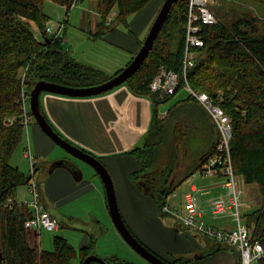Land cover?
<instances>
[{
    "label": "trees",
    "instance_id": "16d2710c",
    "mask_svg": "<svg viewBox=\"0 0 264 264\" xmlns=\"http://www.w3.org/2000/svg\"><path fill=\"white\" fill-rule=\"evenodd\" d=\"M77 1L0 0V264H71L78 255L82 264L94 252V242L78 251L65 237L58 235L54 237L53 250L33 247L32 235L25 226V222L32 217V211L29 206L20 203L23 201L16 199L19 187L29 184L31 177L10 163L13 151L27 136L21 119L24 111L21 102L23 68L29 67L26 84L30 91L41 80L74 88L92 87L112 79L123 70L107 75L77 62L64 50L62 43L65 40L46 34L51 15L44 7L47 5L50 11V7L56 4L67 7L69 12ZM151 1L97 0L100 19L95 37L103 38L115 21L129 29L131 18ZM189 1H176L145 62L125 82L133 92L148 95L153 100V118L144 145L130 153L139 165L133 175L135 181L142 179L150 183L147 179L156 178V189L143 181L141 187L150 185L149 192L155 191L160 196L159 208L167 204L166 199L177 186L169 183L159 186L162 163H159L156 154L175 112L181 108L185 111L184 118L178 120L173 129L176 146L186 136L188 138L190 132L192 134L196 120L204 124L205 133L210 136L208 150L192 166L189 174L181 177L179 184L201 169L207 156L215 150L219 138L209 113L190 96L175 103L166 116L160 118L158 106L183 90L184 77L172 95L162 98L150 89L153 77L162 66L183 75ZM236 1L264 3V0H235L234 3L241 8H233L231 16L213 9L219 20L202 26L199 35L204 39V47L200 48V54L186 76L194 89L207 92L232 120L234 170L247 185H257L263 198L261 207L246 215L252 233L261 239L264 228V24L249 8L240 6ZM115 9L118 11L116 19L109 21ZM143 42H140L141 46ZM54 130L57 131L56 128ZM65 165L68 167L67 163ZM163 259L170 264H185L190 260L179 258L172 262ZM105 261L108 264H135L118 258ZM257 264H264V258Z\"/></svg>",
    "mask_w": 264,
    "mask_h": 264
},
{
    "label": "crops",
    "instance_id": "0c3cea01",
    "mask_svg": "<svg viewBox=\"0 0 264 264\" xmlns=\"http://www.w3.org/2000/svg\"><path fill=\"white\" fill-rule=\"evenodd\" d=\"M158 1L152 0L143 10L134 15L130 21L129 29L120 27L111 28L103 38L95 37V34L99 31L98 24L100 19L97 0H78L69 12L63 7L67 15L66 20L63 21L65 23V41L70 43L76 40L71 33L82 29L89 33L93 39L101 40V42L110 46L112 54L104 63V61L95 58L81 56L86 52L80 53V46L78 44H73L71 47L68 46L64 50L77 62L94 67L107 75H114L119 70L124 69L140 50V42L146 39L155 18H157V11L160 8V4L159 6L157 5ZM112 15L114 18L113 13ZM58 26L59 24L53 27L56 28ZM43 94L45 103H41L40 110L49 119L52 126L56 128L57 132L71 143L80 147V149L97 157L107 168L112 179H115V176L118 178L119 186H117V182L114 179L113 183L119 209L128 229L136 236L139 242L150 251H155H152V253L172 262L179 258H166L159 253L204 251L205 243L198 236L206 237L195 233V231L186 230L176 219H173L174 222L165 223L163 216L170 215L163 213L159 207L156 210V204L153 205L152 199L147 194L145 195L139 187L138 189L132 181L133 175L139 169V165L130 151L139 148L138 145L145 140L151 126L154 104L150 96L133 92L127 83L93 96L76 97L52 92ZM167 111L160 118H164ZM194 126L197 129L199 137L206 135L203 123L200 124V121L196 120ZM42 132L39 126L33 125L31 127V137L33 138L32 151L37 158L36 176L39 174L40 157L47 155L49 148H54L52 143L42 139L41 136H44ZM204 153H202L200 159ZM60 157H63L61 159H65L62 154H60ZM65 164L61 162L58 165L60 169L56 168L57 170L51 173L53 176L50 178L47 187L43 189L47 194L45 202L43 201V193L41 191V201L47 209L50 208L51 214L58 220L59 229L68 226L64 222L63 216L70 221H78L80 223H85L86 218L97 223H102L104 219L109 220L106 211H109L106 188L99 173L97 171L95 174L91 172L90 176L86 177V172L82 165L73 163L75 164V169L71 171ZM17 167L26 174H30L29 166L25 163L21 164L18 162ZM162 172L160 170V173ZM198 172L200 174V179L198 180L194 177L195 173L180 184L181 178L175 179L170 185L173 186L175 184L174 187L176 185L178 187L185 186L188 192L189 190L197 189L200 205L205 211L203 218L223 229L233 228L234 219L231 210L218 216L212 215L210 212L213 199L227 194V190L222 184L224 180L218 177H204L201 175L200 170ZM127 175L132 179L133 184L126 179ZM248 186H256L253 189L254 192L249 191V193L253 192L249 196L254 197L260 194L257 193V191L259 192L257 185ZM56 188L61 190L56 192L54 191ZM176 188L177 186L173 190V193L176 195L173 196V193L170 195L173 198V203H170V205L182 207L186 194L183 199L180 193L177 195ZM65 196L70 200L66 202L67 204L79 200L85 204H91L92 201L95 203L91 208H85L88 211L86 214L82 215L73 211L66 212L60 210L61 215L58 218L55 209L59 208L58 206L66 201ZM247 207H249V204ZM158 229H160L161 234H158ZM29 233L33 237L39 236V233L35 230H30ZM90 236L92 242H94L92 235ZM31 243L33 244V242ZM90 243L88 237H85L80 249ZM34 245L38 246V244ZM228 246L226 247L227 249L221 248V250L214 249L215 246H213L208 253L214 254L208 257L205 255L201 256L198 263L208 264L212 261L213 264H235L233 253L236 254L238 252L235 248ZM228 248L232 250L230 249L229 251ZM93 254H96L95 247ZM112 258L118 257L112 256L110 259ZM130 262L135 263L133 261ZM189 262L190 260L185 264H189Z\"/></svg>",
    "mask_w": 264,
    "mask_h": 264
},
{
    "label": "rangeland",
    "instance_id": "374dc122",
    "mask_svg": "<svg viewBox=\"0 0 264 264\" xmlns=\"http://www.w3.org/2000/svg\"><path fill=\"white\" fill-rule=\"evenodd\" d=\"M166 0H159L157 5L160 8L157 11V15L159 11L161 10L164 2ZM235 0H213L212 1V8L215 9L216 12L219 13H230V16L233 14L231 13V10L233 8H241L237 6L234 3ZM237 4L240 6H246L249 8V10L257 16V19H260L261 23L264 24V3H259V2H250L247 4L241 3L240 1H236ZM252 4V5H251ZM153 7V6H152ZM244 8V7H243ZM44 10L48 12V14L51 15L50 19V25L49 26H57L59 24V20L61 18V22L65 21L67 18V15L65 14V9L59 5H52L50 7V11L48 9V6L46 5L44 7ZM114 19H116V16L118 14L117 9L114 10ZM132 19V18H131ZM156 19V18H155ZM219 20V19H218ZM131 21V20H130ZM155 21V20H154ZM117 27L123 28L124 27L118 22L115 21L113 24L112 29H115ZM264 27V26H263ZM36 28V27H35ZM54 28V27H53ZM57 28V27H56ZM73 29V27H72ZM126 29V28H125ZM36 31L38 32V28H36ZM76 40L73 42L68 43V41H65V43H62V46L67 49L68 46H73V44H78L80 46V53H84L81 56H84L85 58H95L101 61H104V63L108 60L110 55L112 54V48L105 44L104 42H101V40L93 39L91 35L84 30L80 29V31L72 32L71 33ZM41 35V34H39ZM63 35H65V32H63ZM66 40V37H64ZM145 41V40H144ZM68 43V45H66ZM144 43V42H143ZM47 93V92H43ZM42 93V94H43ZM49 93V92H48ZM40 96V105L41 103L44 104V94L43 96ZM59 94V93H58ZM188 96V93H186L184 90L180 91L177 95L171 97L168 101L165 103H161L159 105V115L160 117L163 115L164 112L169 110L172 106L175 105L179 100L185 98ZM29 109L31 110L30 106V100H29ZM185 111L184 108H181L175 114L173 115V118H171L169 125V128L167 131H165V137L162 145L157 147L156 154H158V161L161 165V170L163 171L160 173L159 170V186H162L164 184H171L172 181L175 179L178 180L181 177L187 175L190 172V169L194 164L198 163L200 160V157L203 152H206L210 145V136L207 133L205 136L199 137L197 134V129L194 126V129L192 131V134L190 136H187L181 141L179 146H176V142L173 139L174 135V126L175 123L179 120H182L184 118ZM29 129H26L27 136H25V139L22 143L19 144V146L13 151L10 163L14 166L18 165V162L25 163L26 165L29 166V171H31V163L30 159L27 158L26 156V149L30 145L32 148V140L33 138L31 137V127L34 125L36 127L39 126V128L43 131L39 123L37 122L36 118L34 117L33 122L30 123ZM44 136H41L42 139H45L46 141H49L52 143L54 148H49L48 149V154L43 155L40 157L41 162L39 163V174L36 176L38 183L39 184V191H42L43 193V201L45 202V198L47 197V194L44 192V188L47 187V184L50 181V178L53 176V171L60 169L58 166L61 162L62 163H67L69 170L73 171L75 169V164L71 165L72 163H76L78 165H82L84 167V170L86 172V177L90 176V173H96V170L94 167H92L90 164L86 163L83 160H80L79 158L75 157L71 153H69L66 149L58 145L53 139H51L44 131L42 132ZM45 133V134H44ZM40 142V140H39ZM75 145V144H73ZM144 141H142L138 147L143 146ZM77 146V145H75ZM78 147V146H77ZM80 148V147H79ZM60 154L64 155L65 159H61L63 157H60ZM36 156V155H35ZM37 159V158H36ZM57 168V169H56ZM27 171V169H26ZM200 174L199 172L194 175L195 179L198 180L200 179ZM98 177V176H96ZM98 179H100L98 177ZM114 179V178H113ZM127 180H129L131 183L135 184V186L140 188L145 195L147 194L150 199H152L153 205L156 204V210L159 207V200L161 199L160 196H157L155 191L149 192L151 190V187L146 186V188H142L141 181L142 179H139L138 181H135L134 179H130L127 175L126 177ZM117 182V186H119V181L118 178L115 176V179ZM123 180V178H122ZM132 180V181H131ZM238 181V188L243 191L241 197V202L242 206L240 208L241 215L246 217V215L252 213L255 210H258L259 207H261L263 198L260 196L261 194H258V196H249V194H252L254 192V188L256 186H248L242 176L237 177ZM132 183V184H133ZM139 183H141L139 185ZM138 185V186H137ZM181 186L176 188V193L177 195L180 193L184 199V195L188 192L185 186ZM138 188V189H139ZM180 188V189H179ZM153 189V188H152ZM61 189L56 188L54 191H59ZM253 191L252 193H249V191ZM30 185L26 184L21 187H19L17 194H16V199L19 201H24L26 199H29L32 197V193L30 192ZM190 191V190H189ZM41 193V192H40ZM257 193H260L257 191ZM66 201L62 204H60L57 208L55 209L58 218L61 215L60 210H64L66 212L73 211L76 213L80 214H86L88 211L85 208H91L94 205V201H92L91 204H85L82 203L81 200L73 203L67 204L66 202L70 201L67 199L65 196ZM167 203H173V198L172 196H168L166 199ZM43 203V202H42ZM200 203V202H199ZM249 204V207H247ZM247 205V206H246ZM89 210V209H88ZM108 213L109 220L104 219L102 223H97L92 221L89 218L85 219V223H80L78 221H70L67 218H64V222L68 224L67 227H62L59 230L56 231H49L44 229L43 231L38 232L39 236L33 237L32 235V241L33 247H41L44 250H53L54 249V244L53 240L55 236H65L70 245H73L77 248V250H80V247L82 246L81 244L84 241L85 237H88L89 242H92L91 236L95 242V253L92 255H96L98 257H101L103 259L109 260L112 256H116L120 259H126L127 261H133L138 264H151L149 261L144 259L141 255H139L133 248L130 247V245L122 238L121 234L118 232V230L115 227V224L109 214V211L106 210ZM163 219L165 223H170L174 222V218L171 216H163ZM234 219V218H233ZM110 221V222H109ZM233 226L235 224L233 223ZM158 234H161L160 229L157 230ZM197 233V232H195ZM199 234V233H197ZM201 235V234H199ZM201 241L204 244V251L203 250H197L191 253L187 252H179V253H159L164 255L166 258H186L190 259L189 264H205V263H198L200 262V257L205 255L208 257L209 255H212L214 253H208L212 249L213 246H215L214 249H227L226 244H221V243H216L212 241L211 239H206L201 236H198ZM34 238V239H33ZM39 241V242H38ZM229 247V246H228ZM229 251L231 248H228ZM152 250V249H151ZM232 250V249H231ZM153 251V250H152ZM155 252V251H153ZM158 254V253H157ZM171 254V255H170ZM237 254V255H236ZM233 253L234 256V261L235 264H239V254L238 253ZM110 257V258H108ZM71 264H81L80 256L78 255L72 262ZM208 264H213L212 261Z\"/></svg>",
    "mask_w": 264,
    "mask_h": 264
},
{
    "label": "built area",
    "instance_id": "2783aa9c",
    "mask_svg": "<svg viewBox=\"0 0 264 264\" xmlns=\"http://www.w3.org/2000/svg\"><path fill=\"white\" fill-rule=\"evenodd\" d=\"M212 1H189L183 56V75L162 66L159 73L153 77L150 89L155 93H159L162 98L172 95L176 92L182 77H184L183 90L188 93V96L199 102L213 119L219 138L216 142L217 146L215 150L205 159L200 173L204 177H218L224 180L222 184L227 190V194L213 199L210 212L212 215L218 216L231 210L235 226L231 229H223L206 221L203 218L205 211L199 203V192L197 189L186 193L185 202L182 207L164 204L161 211L176 219L186 230L195 231L206 237V239L208 238L216 243L226 244L235 248L239 254V264H257L264 258V228L262 233L263 238H257L252 233L247 217H243L240 212L242 206L240 196L243 191L238 188V174L234 170L235 167L231 156V142L233 139L232 120L224 108L220 104H217L214 98L207 92L194 89L186 76L188 75V70L194 66L200 54V48L204 47V39L199 35L202 26L218 22V17L211 7ZM65 9L67 10L68 8L65 7ZM112 19L113 16L110 15L109 21ZM64 26V22H61L57 28L48 26L46 34L54 39L65 40L63 35ZM28 68L25 67L21 71L23 84L21 102L22 109L24 110L21 119L25 130L29 129L30 123L34 120V116L30 113L29 109L30 90L26 84ZM26 156L30 159L31 163L29 185L32 197L20 203L30 207L32 217L25 222V226L29 231L35 230L40 232L43 229L56 231L59 229V222L41 201V191H39V183L36 178L37 159L30 145L26 149ZM172 195L175 196L176 194L173 193Z\"/></svg>",
    "mask_w": 264,
    "mask_h": 264
},
{
    "label": "water",
    "instance_id": "95a60500",
    "mask_svg": "<svg viewBox=\"0 0 264 264\" xmlns=\"http://www.w3.org/2000/svg\"><path fill=\"white\" fill-rule=\"evenodd\" d=\"M176 1L177 0H166L164 2L140 50L135 55L133 60L129 63V65H127L117 76L100 85L85 88H74L54 82H49L46 80H41L36 83L30 93V106L33 116L36 118L43 131L58 145L66 149L69 153L79 158L80 160L85 161L96 169L105 185L109 211L111 214L110 216L112 217L116 228L123 236L125 241L130 245V247L133 248L139 255H141L151 264L170 263L156 255L155 253H152V251H150L146 246L139 242L138 239L132 234L130 229H128L119 209L113 179L111 175H109L110 173L108 172L107 168L103 165L102 162H100L97 157L73 145V143L68 141L67 138L65 139L57 131L54 130V128L44 116L43 112L40 110V96L43 92L59 93L76 97L93 96L101 94L103 92H107L125 83L140 68V66L143 65L142 63L145 62L146 58L148 57L150 51L153 48L157 36H159L164 26V22L168 18L171 8L176 3ZM82 264L108 263L105 261V259L101 257H98L96 255H90L86 257Z\"/></svg>",
    "mask_w": 264,
    "mask_h": 264
},
{
    "label": "flooded vegetation",
    "instance_id": "af4514ba",
    "mask_svg": "<svg viewBox=\"0 0 264 264\" xmlns=\"http://www.w3.org/2000/svg\"><path fill=\"white\" fill-rule=\"evenodd\" d=\"M147 181H149L150 183H148V182H144V181H143V182H144L145 184H147V185L150 184V185L153 186V187L156 186V185H155V184L157 183L156 178H151L150 180L147 179ZM150 185H149V187H150ZM155 189H156V187H155ZM45 207H46V206H45ZM48 210H49V209H48ZM58 230H59V229H58Z\"/></svg>",
    "mask_w": 264,
    "mask_h": 264
},
{
    "label": "bare ground",
    "instance_id": "6f19581e",
    "mask_svg": "<svg viewBox=\"0 0 264 264\" xmlns=\"http://www.w3.org/2000/svg\"><path fill=\"white\" fill-rule=\"evenodd\" d=\"M153 4H155V3H153ZM152 5V4H151ZM150 13V12H149ZM143 15V14H142ZM147 17V16H146ZM50 209V208H49Z\"/></svg>",
    "mask_w": 264,
    "mask_h": 264
}]
</instances>
